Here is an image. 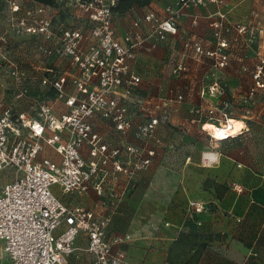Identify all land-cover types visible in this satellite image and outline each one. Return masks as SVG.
Instances as JSON below:
<instances>
[{"label": "built area", "instance_id": "built-area-1", "mask_svg": "<svg viewBox=\"0 0 264 264\" xmlns=\"http://www.w3.org/2000/svg\"><path fill=\"white\" fill-rule=\"evenodd\" d=\"M118 1L57 0L52 7L0 0V25L6 27L0 32V70H8L15 86L13 103L0 112V181H7L0 184V260L9 264H69L80 237L87 238L91 264H136L116 248L132 243L131 236L109 238L108 231L137 177L156 164L159 133L172 123V100L136 93L143 83L135 68L141 59L178 37L180 56L166 62L172 77L185 79L195 63L203 70L194 84L208 86L201 97L223 96L219 76L208 81L230 63L223 25H213L217 42L207 48L181 35L179 20L186 10L222 7L228 0H177L166 8L168 16L148 13L125 31L116 27ZM258 2L262 9L247 22L228 25L240 37H264V0ZM54 59L64 70H43ZM253 83L251 96L264 91V61L255 67ZM36 85L46 93L33 95ZM22 100L29 110L19 109ZM57 101L65 110L55 109ZM183 101L182 95L175 100ZM207 113L193 122L219 143L204 125L223 130L232 119L222 111L214 121L213 106ZM97 121L111 125L115 142L97 130ZM130 136L139 144L128 142ZM46 148L59 161L41 156ZM91 193L94 206L80 204ZM188 207L194 216L207 205L189 200Z\"/></svg>", "mask_w": 264, "mask_h": 264}, {"label": "crops", "instance_id": "crops-1", "mask_svg": "<svg viewBox=\"0 0 264 264\" xmlns=\"http://www.w3.org/2000/svg\"><path fill=\"white\" fill-rule=\"evenodd\" d=\"M177 0H153L152 3L145 8L133 9L126 14H115L116 27L119 31H125L132 28L133 23L139 18L148 13H155L162 18L168 16L166 8L173 6ZM261 4L258 0H228L227 4L222 7L211 5L208 8L189 9L184 11L180 16V31L185 38H196L202 41L205 47L208 48V40L215 37L217 33L214 28L215 23H220L223 27L220 31L223 36L230 37L237 35V32L228 25H238L239 23L247 22L254 11H260ZM63 18V17H62ZM227 30H230L227 33ZM181 40L178 37H171V45L159 49L141 59L137 65L136 70L143 78L144 85L155 86L158 84H166V75L168 66L166 62L170 58H178L182 50ZM238 54V60L241 57ZM54 63L44 66L43 70H55L61 72L64 66L60 61L54 59ZM191 72L184 80L185 83L191 85L196 82L201 68L199 65L192 63ZM203 70V69H202ZM201 70V71H202ZM227 74L231 84L238 83L237 74L241 72V66L236 69L229 68ZM44 72V71H43ZM42 72V74H43ZM47 75H50L49 73ZM228 78L226 77V80ZM236 81V83H234ZM44 89V87L42 88ZM40 93H42L40 88ZM39 93V94H40ZM33 95H38L34 90ZM53 92L49 93L52 95ZM53 96V95H52ZM142 97H153L151 95H141ZM155 98V97H154ZM53 99V98H52ZM55 109L65 110L63 105L57 102ZM20 110H29V101H20ZM239 123L243 121L236 120ZM244 124V123H243ZM245 126V125H244ZM97 130L105 135H108L110 142L114 141V132L111 125L105 121H97ZM247 131V127L245 129ZM160 135V134H159ZM128 142L139 144L133 137L127 138ZM43 157H49L55 161H59L60 157L49 148H46L42 153ZM248 163L241 162L232 157H225L219 155V161L215 164L216 175L214 178L210 177L217 183L226 184L229 188L228 193L220 201L216 199L215 192L206 190L204 182L200 178L195 179L194 183L183 181V184L178 187L179 199L183 189L186 202L189 200H204L212 203L214 211L197 215L191 220L185 221L182 217L183 205L175 207L168 213L166 217V224L168 226H160V224H150V230L153 234H143L144 239L138 240L140 246H148L152 250L149 255L144 254V251L135 249L132 245L127 244L116 247L117 250H122L131 258L136 264H168V250L170 246L177 240L181 233L188 235H205L213 236L212 241L203 240L200 243H208V248L202 255L198 264H264V181L261 185L255 187V174L249 168ZM155 164L152 168H154ZM152 168L140 174L137 177L135 188L138 184L151 177ZM246 183V184H244ZM134 188V189H135ZM242 189L241 193L237 190ZM244 190V191H243ZM133 193H130L121 205L120 210L110 227L117 221L123 220L131 212L132 207L137 208L135 202L133 203ZM97 201L94 193L84 198L80 204L86 207H93ZM232 214V217H225L224 215ZM158 219L155 216V220ZM155 223V222H154ZM108 231V237L109 232ZM153 231V232H152ZM151 236V237H148ZM109 238H112L109 237ZM150 238V239H149ZM149 239V242H148ZM149 243V244H148ZM87 238L80 237L77 243L78 250L69 260V264H91L90 257L86 253Z\"/></svg>", "mask_w": 264, "mask_h": 264}, {"label": "rangeland", "instance_id": "rangeland-1", "mask_svg": "<svg viewBox=\"0 0 264 264\" xmlns=\"http://www.w3.org/2000/svg\"><path fill=\"white\" fill-rule=\"evenodd\" d=\"M5 30V24L0 25V32ZM225 40L228 46L225 52L229 55L230 63L220 72L213 71V74L208 78L209 81L215 77V74L219 76L224 91L221 98H202V89L207 90L208 86L189 85L183 79L173 78L169 68L166 84L155 86L141 84L136 91L139 95H151L156 99L172 100V123L165 125L159 133L162 148L154 168L149 173L151 177L138 184L134 189L132 200L137 208L133 206L127 218L123 216V220L117 221L112 226L109 237L130 235L133 239L130 245L138 251L143 250L146 255H149L152 249L149 248V245L142 244L140 246L137 243L138 240L144 239L141 235L151 233L150 224L158 223L160 226H167L165 221L168 213L180 205L185 207L182 210V217L185 221L194 218L188 209L183 189H181L182 198L180 200L177 188L183 184L184 180L194 183L195 179L198 181V178L206 180L215 177L216 161L208 159L207 156L219 154L248 163L252 173L255 174V180H257L255 187L264 181V91H260L254 96L250 95V89L254 84L255 67L264 61V37L234 35ZM216 42L215 37L209 39L208 48H213ZM240 53L242 60L237 58ZM17 61L20 59L18 58ZM240 66L241 72L237 74L239 81L238 83L235 81L236 84L232 85L227 72L230 71L229 68L233 70ZM13 88L15 86L8 70L6 68L0 70V112L13 103L12 100H9V94ZM40 88L44 95L46 89H42L38 85L34 86V91L39 94ZM179 95L184 97L181 104L175 102ZM210 106L218 110V113L213 115L214 121L219 118L220 112L224 111L231 119L243 121L247 126V132L227 143L215 142L202 130L200 124L193 122V120H198L202 114L208 115L207 110ZM205 121L207 119L203 118L202 122ZM3 182L7 181H0V184ZM212 210L214 211L213 206ZM155 216L158 219L155 220ZM224 216L229 218L232 217V214L226 213ZM0 264L9 263L4 258L0 260Z\"/></svg>", "mask_w": 264, "mask_h": 264}, {"label": "trees", "instance_id": "trees-1", "mask_svg": "<svg viewBox=\"0 0 264 264\" xmlns=\"http://www.w3.org/2000/svg\"><path fill=\"white\" fill-rule=\"evenodd\" d=\"M35 1L52 7L57 5V0ZM152 1L153 0H119L116 8L114 9V12L116 14H126L128 12H131V10L133 9L148 7L152 3ZM246 132L247 131H244L239 135L237 134V136L222 140L219 143H227L228 141L236 140ZM204 188L206 190L214 191L216 199L220 201L229 191V188L226 184L222 185L212 179H207L204 182ZM131 193H133V191ZM199 201H203L207 205V207L204 213L197 215H203L205 213L211 212L213 205L212 203L204 200ZM197 215H194V217ZM179 236L180 237L177 238V240L170 246L168 250V257L166 260L168 264H198L202 255L208 248V243L200 242L203 240L212 241L214 239L212 235H188L186 233H181Z\"/></svg>", "mask_w": 264, "mask_h": 264}, {"label": "clouds", "instance_id": "clouds-1", "mask_svg": "<svg viewBox=\"0 0 264 264\" xmlns=\"http://www.w3.org/2000/svg\"><path fill=\"white\" fill-rule=\"evenodd\" d=\"M172 30V29H170ZM229 125H231V127L223 129V130H219V129H212V134L214 136V138L216 140H223L226 139L228 136H234L237 132H239L242 128H244V124L243 123H239V122H233V121H229ZM211 126L205 124L204 128L207 130L209 129ZM207 156V154H206ZM208 159L210 160H214L216 162L219 161V154L216 155H212V156H207Z\"/></svg>", "mask_w": 264, "mask_h": 264}, {"label": "bare ground", "instance_id": "bare-ground-1", "mask_svg": "<svg viewBox=\"0 0 264 264\" xmlns=\"http://www.w3.org/2000/svg\"><path fill=\"white\" fill-rule=\"evenodd\" d=\"M232 121L233 122H238V121H236V119H232ZM244 123V122H243ZM244 125H245V123H244ZM211 127L209 128L210 130H212V129H214V127L212 126V125H210ZM246 125L244 126V128H242L239 132H237L234 136H237V134L239 135L240 133H242V132H244L245 131V129H246ZM231 137V135L228 137V138H230ZM223 140H225V139H223Z\"/></svg>", "mask_w": 264, "mask_h": 264}]
</instances>
